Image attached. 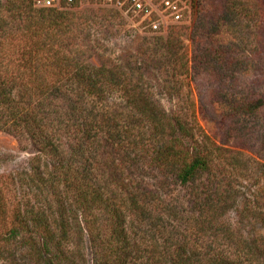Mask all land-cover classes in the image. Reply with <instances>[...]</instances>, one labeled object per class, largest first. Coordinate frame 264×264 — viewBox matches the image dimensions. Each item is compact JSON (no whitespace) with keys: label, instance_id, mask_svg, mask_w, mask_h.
Masks as SVG:
<instances>
[{"label":"trees","instance_id":"trees-1","mask_svg":"<svg viewBox=\"0 0 264 264\" xmlns=\"http://www.w3.org/2000/svg\"><path fill=\"white\" fill-rule=\"evenodd\" d=\"M197 4L193 66L172 33L97 66L109 25L78 4L0 5V131L37 151L1 181L0 264H89V247L96 264H264V171L218 146L193 104L169 112L149 89V70L176 86L210 62L228 76L225 116L264 161V92L234 98L237 72L264 66V0ZM235 18L254 23L252 55L206 42ZM116 96L125 108L106 107ZM156 172L186 192L146 190L139 177Z\"/></svg>","mask_w":264,"mask_h":264},{"label":"rangeland","instance_id":"rangeland-1","mask_svg":"<svg viewBox=\"0 0 264 264\" xmlns=\"http://www.w3.org/2000/svg\"><path fill=\"white\" fill-rule=\"evenodd\" d=\"M7 1L0 0V5L5 4ZM197 1L189 0L188 6L190 7L193 4V7L189 8L190 13L187 12L186 19L183 22L170 23L166 30L154 33L141 16L134 17L130 15L128 17L124 14L120 15L116 13L117 11L109 10L111 7L103 5L97 0H78L76 3L78 5L75 6L76 10H81L83 15L92 20L109 25L105 31L106 37H99L103 49L94 52L90 61L98 66L102 63L118 62L119 58L136 57L138 52H141L144 48L143 46H150V43L152 44L159 36L168 37L172 33L174 34L173 38H175V47L178 46L182 53L186 54L189 65L193 66V32L199 14ZM231 15L229 17H233L235 14L231 13ZM236 22L239 24L236 25ZM224 23L223 20L221 24L224 25ZM252 27H254L253 22L240 18L229 26L219 28L212 34L210 39L207 38L206 42L210 46H217L221 43L226 44L236 41L244 47L247 53L246 56L252 55L256 44L252 35ZM198 65L200 67L197 68V71H193L196 75L192 74V77H187L184 74L176 86L175 84L165 86L162 74L159 72L157 74L151 73L149 70L147 77L151 79L153 84L150 85L149 89L154 93L155 99L159 100L169 112L170 110L178 112L179 109L190 110L189 107L193 104L199 126L218 146L233 152L246 153L249 158H252L251 161L253 160L252 162L258 170L260 172L264 171V165L261 166L260 164L258 166L259 162L264 163L260 155L246 147L244 133L235 121L225 116L226 104H224L225 102L221 96V90L224 88L228 76L224 75V72L210 62L202 61ZM239 72H237L238 80H236L238 89H234V98L240 97L241 93L255 96L264 92L263 65H260L256 70H245L240 74ZM106 107L123 109L125 104L116 96L109 98ZM225 130L228 131L226 142L222 139ZM260 140H262V137ZM36 153V149L32 146L25 150L21 149L12 135L0 131V185L1 181L8 175L30 171ZM147 173L139 177L138 181L148 191L157 195H161L166 190L186 192V187L175 183L171 177L166 178L157 172L153 174L154 176L147 175ZM206 179L207 176L204 175L202 181H206ZM88 259L89 264H96L91 247L88 248Z\"/></svg>","mask_w":264,"mask_h":264},{"label":"built area","instance_id":"built-area-1","mask_svg":"<svg viewBox=\"0 0 264 264\" xmlns=\"http://www.w3.org/2000/svg\"><path fill=\"white\" fill-rule=\"evenodd\" d=\"M78 0H34L39 8L63 9ZM103 5L117 8L125 16H141L154 33L167 29L170 23H181L186 19L189 0H97ZM192 3V2H191Z\"/></svg>","mask_w":264,"mask_h":264}]
</instances>
